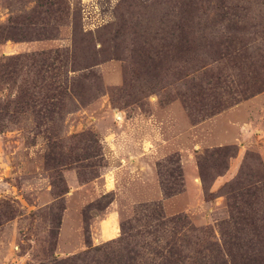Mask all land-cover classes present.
<instances>
[{
	"label": "rangeland",
	"instance_id": "1",
	"mask_svg": "<svg viewBox=\"0 0 264 264\" xmlns=\"http://www.w3.org/2000/svg\"><path fill=\"white\" fill-rule=\"evenodd\" d=\"M245 104L264 0H0V264H264Z\"/></svg>",
	"mask_w": 264,
	"mask_h": 264
},
{
	"label": "crops",
	"instance_id": "2",
	"mask_svg": "<svg viewBox=\"0 0 264 264\" xmlns=\"http://www.w3.org/2000/svg\"><path fill=\"white\" fill-rule=\"evenodd\" d=\"M236 107H238L237 110L242 109L246 114L236 115L235 118L237 119L235 120L234 111L236 110H232L224 112L214 119L218 123L217 134L215 136L216 143L224 146L229 144L237 145L240 140H264V110L262 114L253 111V113H249L248 110L251 108L250 106H246V104ZM197 182L198 179H195L194 184L196 186L199 184Z\"/></svg>",
	"mask_w": 264,
	"mask_h": 264
},
{
	"label": "trees",
	"instance_id": "3",
	"mask_svg": "<svg viewBox=\"0 0 264 264\" xmlns=\"http://www.w3.org/2000/svg\"><path fill=\"white\" fill-rule=\"evenodd\" d=\"M178 193H180V192H175L174 193V195H176V194H178ZM165 194H167L166 193V191H165ZM167 195H169V194H167ZM121 241L120 240H113V241H111L110 243H107V244H105V245H103V246H101V247H98V248H95V252H98V253H102V252H104L107 248H110V247H113L115 244H119ZM90 253V252H89Z\"/></svg>",
	"mask_w": 264,
	"mask_h": 264
}]
</instances>
